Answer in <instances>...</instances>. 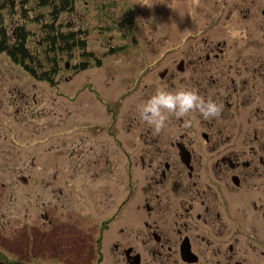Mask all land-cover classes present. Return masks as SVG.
I'll use <instances>...</instances> for the list:
<instances>
[{
    "label": "flooded vegetation",
    "instance_id": "af4514ba",
    "mask_svg": "<svg viewBox=\"0 0 264 264\" xmlns=\"http://www.w3.org/2000/svg\"><path fill=\"white\" fill-rule=\"evenodd\" d=\"M145 1L121 14L128 37L109 55L142 39L151 58L125 81L130 110L101 118L87 86L92 130L62 107L47 145L0 151V168L21 164L0 170V205L27 212L9 229L0 209V264H264V0ZM158 89L220 114L168 116L157 132L138 106Z\"/></svg>",
    "mask_w": 264,
    "mask_h": 264
},
{
    "label": "rangeland",
    "instance_id": "374dc122",
    "mask_svg": "<svg viewBox=\"0 0 264 264\" xmlns=\"http://www.w3.org/2000/svg\"><path fill=\"white\" fill-rule=\"evenodd\" d=\"M144 1L76 0L74 11L63 13L62 17L68 20L71 26L77 28L78 31L84 29L82 39L87 40L92 51L100 54L103 50L101 48L102 41L110 42L113 45L112 39L122 41L119 31L109 32L100 27V24L103 23V19L99 17L100 7L105 4L109 10L111 20L114 19L117 22L120 15L127 8L131 5L142 7ZM149 1L146 0L145 5ZM139 17L141 19V15ZM88 31L90 34H88ZM137 44L138 46L135 49H129L130 41H128L126 50L121 54L117 53V55L107 57L101 68L89 67L79 74L67 71L64 67L66 62L73 66L81 61L79 50H73L71 61L67 59L59 60L60 71L56 78L57 84L55 87L33 80L19 66L11 63L7 56L0 54V151L34 146L40 148L47 145L48 138L59 132L62 127L58 122L61 116L59 115V118L57 116L59 108L62 107L64 110L69 111L71 115H78L69 123V126L80 128L77 131L78 134L82 133L83 128L89 125L92 130L95 123L89 114L95 112L92 115H96L99 112V109L95 108L98 106V99L97 96H93L94 90L88 91V94H91L89 96L88 94H82V90L87 86H92L99 91L101 99L107 103L106 106L101 105V118L107 115L106 111L111 109L114 115L119 111H129L130 107H120L121 105H130L133 101L132 96L124 91L127 84L125 81L131 78V72L142 69L151 59L140 56L136 51V49L142 50L144 48L143 40L138 39ZM70 99L73 100V103H69ZM79 99L82 102L85 101V103L80 105ZM111 103L116 104L112 105ZM71 115L69 114V117ZM38 142L41 143L37 144ZM1 157H3L2 154H0ZM10 164L13 166L6 167V164H3V168H0L2 174L15 173V167L21 165ZM37 169L41 171V176L47 172L41 166H38ZM18 193L19 190L16 188L15 195L17 196ZM8 198L9 195L5 194L4 200ZM0 209L4 213L3 221L9 223V229L14 226L16 218L21 222L26 219L25 214L27 212L22 207L17 209L6 203H1Z\"/></svg>",
    "mask_w": 264,
    "mask_h": 264
},
{
    "label": "trees",
    "instance_id": "16d2710c",
    "mask_svg": "<svg viewBox=\"0 0 264 264\" xmlns=\"http://www.w3.org/2000/svg\"><path fill=\"white\" fill-rule=\"evenodd\" d=\"M75 6L76 0H0V54L33 80L51 87L57 84L59 60L71 61L73 50H79L81 61L73 66L66 62L65 70L79 74L89 67L101 66L116 49L104 41L100 54L89 48L87 40L82 39L84 29L78 31L62 17L63 13H72ZM99 10L103 19L100 27L109 32L119 31L120 39L125 40L126 18L121 15L117 22L111 20L105 4Z\"/></svg>",
    "mask_w": 264,
    "mask_h": 264
},
{
    "label": "clouds",
    "instance_id": "9594fccd",
    "mask_svg": "<svg viewBox=\"0 0 264 264\" xmlns=\"http://www.w3.org/2000/svg\"><path fill=\"white\" fill-rule=\"evenodd\" d=\"M220 106L211 99L205 100L192 90H157L146 102L138 106L140 119L157 132L165 127L168 116L185 117L198 112L204 120L214 119L220 114Z\"/></svg>",
    "mask_w": 264,
    "mask_h": 264
}]
</instances>
